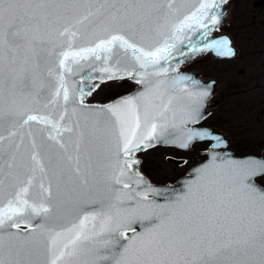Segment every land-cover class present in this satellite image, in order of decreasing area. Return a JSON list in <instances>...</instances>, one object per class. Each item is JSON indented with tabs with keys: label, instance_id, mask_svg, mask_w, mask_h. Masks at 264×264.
Listing matches in <instances>:
<instances>
[{
	"label": "snow or ice",
	"instance_id": "snow-or-ice-1",
	"mask_svg": "<svg viewBox=\"0 0 264 264\" xmlns=\"http://www.w3.org/2000/svg\"><path fill=\"white\" fill-rule=\"evenodd\" d=\"M227 2L0 0V264H264V159L212 152L211 84L179 71L236 54L213 36ZM213 139L179 194L140 171L157 144Z\"/></svg>",
	"mask_w": 264,
	"mask_h": 264
},
{
	"label": "rangeland",
	"instance_id": "rangeland-1",
	"mask_svg": "<svg viewBox=\"0 0 264 264\" xmlns=\"http://www.w3.org/2000/svg\"><path fill=\"white\" fill-rule=\"evenodd\" d=\"M229 19L225 24L238 53L230 59L204 60L200 65L205 76L219 77L218 93L224 103L206 120L222 124L235 140L239 152H264V0H229ZM206 62V63H205ZM126 81H110L87 98L100 103L125 91ZM226 93V94H225ZM196 143L190 151L172 147L148 149L137 155L142 158V169L155 183H172L182 175L195 159H201ZM165 156L185 159V163L165 161ZM264 185V182L258 180Z\"/></svg>",
	"mask_w": 264,
	"mask_h": 264
},
{
	"label": "water",
	"instance_id": "water-1",
	"mask_svg": "<svg viewBox=\"0 0 264 264\" xmlns=\"http://www.w3.org/2000/svg\"><path fill=\"white\" fill-rule=\"evenodd\" d=\"M229 12H230V2L228 0L227 4L223 5V17H222V22L221 24L219 25V30L214 32L213 33V36H215L216 38H220V37H225L227 38L229 41H230V44H231V47L234 49L235 51V55L233 57H235L238 53V48L234 45L233 43V38L231 36V34L226 30L225 28V24L227 23L228 19H229ZM208 54V57L209 59H230V58H224V57H219L217 56L214 52H204V53H201V54H196L194 55L191 59L187 60L186 62H189L190 60L194 59V58H197V57H200L201 55H204V54ZM232 57V58H233ZM185 62V63H186ZM174 63V61H173ZM185 63L181 64L179 66V68L181 66H183ZM182 74H185V75H188V76H191L193 77L195 80H198L202 83H205V84H211V87H210V95L209 97L213 96L214 94H216L218 91H219V83H221V79L219 78H214V77H210V78H207V79H201L198 77V73L196 72H183V71H180ZM76 79H79L78 77H76ZM96 83H99V81H95ZM133 82V81H132ZM139 85H136V87L134 89H132L131 91L127 92V93H124V94H121L119 96H116L110 100H107V101H104V102H100V103H94V102H88L87 101V98H85V104L89 105V106H94V107H99V106H102V105H105V104H109L111 102H113V100L115 99H118L119 97L121 96H127V95H131V94H135V92L139 89ZM209 97L206 99L205 103H204V108H203V111H204V116L209 113L213 107L217 104V100H213L212 101V104L210 105V109H206L207 107V100L209 99ZM190 127H192L190 125ZM197 128H206V129H209L211 131V133L213 134V136H217L220 138L221 140V146L220 147H223L226 145L227 143V140L223 137V134H221V132H219V130L215 129V128H207V127H197ZM210 144L208 146L207 149H205L203 151V154L205 155V158L201 161H198L196 162L195 164L191 165L183 175H181L180 177H178L173 183L171 184H159V183H154L152 181H150V179L141 171L142 175L145 177V179L150 183L152 184L154 187L156 188H160V189H165L167 190V192L169 194L171 193H175V194H179L180 192L184 191L185 190V182L192 179L194 177V170L198 167H200L201 165L203 164H206L208 163L210 160H211V156L209 155V151L208 149L211 147L212 144L216 143V141L213 139V140H210ZM157 145H162V146H173V145H165V144H157ZM175 147V146H173ZM219 147H216L214 149H212V152L216 154V156L219 158V157H223L224 159H228V158H232V159H237V160H243V159H247V158H253V159H264V155H243V156H234L232 154V152L230 150H217ZM140 159V158H139ZM261 186V185H260ZM263 187V186H261ZM158 202H163V199L161 197H157L156 198ZM136 227L138 228V230L142 231L143 229L140 228L139 225H136ZM23 230V228H22Z\"/></svg>",
	"mask_w": 264,
	"mask_h": 264
},
{
	"label": "flooded vegetation",
	"instance_id": "flooded-vegetation-1",
	"mask_svg": "<svg viewBox=\"0 0 264 264\" xmlns=\"http://www.w3.org/2000/svg\"><path fill=\"white\" fill-rule=\"evenodd\" d=\"M204 60H209V57H208V54L206 53V54H204V55H201L200 57H197V58H194V59H192V60H190L189 62H186L183 66H181L180 68H179V71H183V72H196V73H198V77L199 78H201V79H207V78H210V77H212V76H205L204 75V73H203V71H202V68H200V65L203 63V61ZM206 63V62H205ZM214 78H219V77H214ZM126 81V83L127 84H129V88H128V86L126 87V89H124L125 91H123V92H121L119 95H121V94H124V93H127V92H129V91H131L132 89H134L135 87H136V84L134 83V82H132V81H130V80H125ZM226 94V93H225ZM118 95V96H119ZM213 100H217V104L213 107V109L209 112V113H207L205 116H204V118L200 121V123L198 124V125H195L194 127H207V128H215V129H217V130H219V132H221V134H223V137L227 140V143H226V145L225 146H223V147H219L217 150H219V151H221V150H230L231 152H232V154L234 155V156H243V155H264V152H262V151H245V152H239V151H237L236 149H235V140H234V138H232L230 135H228V133L223 129V126H222V124H219V122L218 121H216V122H213V121H211V122H207L206 123V120L208 119V118H211L214 114H215V112H216V110H217V108H218V106L220 105V104H222V103H224V94L222 95V94H220V93H216V94H214L213 96H211V97H209V99L207 100V107H206V109H210V105L212 104V101ZM192 126V125H191ZM193 127V126H192ZM210 142L211 141H207V142H195V143H193L191 146H190V148L189 149H179V148H177V147H173V146H162V145H156V146H159V147H172V148H174V149H176V150H179V151H190L191 149H192V146L194 145V144H196V143H200V144H202V148H200L198 151H197V154L198 155H200L201 156V159H195V160H193V163L191 164V165H193V164H195L196 162H198V161H201V160H203L204 158H205V155L203 154V151L205 150V149H207L208 148V146H209V144H210ZM139 157V156H138ZM140 158V160L142 161V158L141 157H139ZM164 159H165V161H171V162H174V163H185V159H183V158H177V157H174V156H165L164 157ZM190 165V166H191ZM190 166H188L186 169H185V171L190 167ZM140 170L146 175V173L143 171V169H142V163L140 164ZM185 171H184V173H185ZM183 173V174H184ZM182 174V175H183ZM147 176V175H146ZM181 176V175H180ZM179 176V177H180ZM148 177V176H147ZM149 178V177H148ZM150 179V178H149ZM177 179V178H176ZM175 179V180H176ZM174 180V181H175ZM151 181V180H150ZM173 181V182H174ZM153 182V181H152ZM172 182V183H173ZM155 183V182H154ZM257 183L258 184H260L258 181H257ZM159 184H171V183H159ZM261 186H263L264 187V185L261 183L260 184Z\"/></svg>",
	"mask_w": 264,
	"mask_h": 264
}]
</instances>
